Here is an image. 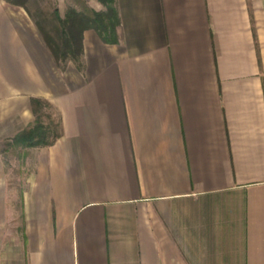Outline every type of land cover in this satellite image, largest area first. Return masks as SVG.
I'll list each match as a JSON object with an SVG mask.
<instances>
[{
    "label": "crops",
    "instance_id": "obj_1",
    "mask_svg": "<svg viewBox=\"0 0 264 264\" xmlns=\"http://www.w3.org/2000/svg\"><path fill=\"white\" fill-rule=\"evenodd\" d=\"M116 3L119 42L85 30L82 69L0 20V264H264L257 0ZM33 97L61 136L15 146Z\"/></svg>",
    "mask_w": 264,
    "mask_h": 264
},
{
    "label": "trees",
    "instance_id": "obj_2",
    "mask_svg": "<svg viewBox=\"0 0 264 264\" xmlns=\"http://www.w3.org/2000/svg\"><path fill=\"white\" fill-rule=\"evenodd\" d=\"M23 7L37 26L41 36L51 51L55 62L61 69H66L73 61L79 69L83 67L84 32L94 29L108 43L119 42L118 26L120 16L116 0H99L104 9L97 10L86 0H79V7L71 4L62 15L58 7L50 13L33 12L29 6L31 0H6ZM35 119L28 127L13 137L15 146L32 147L53 144L61 136V120L49 123L44 120L43 109H54L52 104L43 98L33 97ZM51 117V115H48Z\"/></svg>",
    "mask_w": 264,
    "mask_h": 264
},
{
    "label": "rangeland",
    "instance_id": "obj_3",
    "mask_svg": "<svg viewBox=\"0 0 264 264\" xmlns=\"http://www.w3.org/2000/svg\"><path fill=\"white\" fill-rule=\"evenodd\" d=\"M1 1V0H0ZM79 0H31L29 3L30 8L33 12H44L50 13L54 10L55 7H58L61 11V14L64 15L66 10L71 4H74L79 7ZM257 10L261 11L262 17L264 20V0H257ZM8 17V18H7ZM15 20L18 24L26 31L27 26L34 27L35 24L33 23L32 19L26 14V11L23 7L14 4H8L4 1L0 2V20ZM36 28V26H35ZM44 120L46 122H50L51 120H57V112L51 108H44L43 109ZM48 115H51L49 117ZM22 152L18 150V147H10L5 150L3 158L6 162L7 167H12L13 171L11 172V177L13 184L16 185L18 189H20L23 185V180L21 179L23 173L21 169L17 168V165H13L12 161L15 159H21ZM21 163V162H19ZM20 179V180H19Z\"/></svg>",
    "mask_w": 264,
    "mask_h": 264
}]
</instances>
